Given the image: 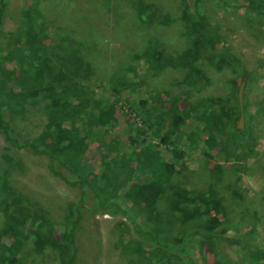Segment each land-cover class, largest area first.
Wrapping results in <instances>:
<instances>
[{"label":"rangeland","instance_id":"374dc122","mask_svg":"<svg viewBox=\"0 0 264 264\" xmlns=\"http://www.w3.org/2000/svg\"><path fill=\"white\" fill-rule=\"evenodd\" d=\"M184 1L205 14L224 51L208 53L199 45L183 21V0H40L44 28L33 25L24 29L23 41L17 38L15 46L0 40V56L13 48L36 60L42 55L51 79L72 77L82 94L95 100L109 96L112 78L125 75L135 89L127 93V101L125 93L115 99L108 130L125 143L131 136L124 131L126 126L136 123L138 127L137 109L131 103L140 97L159 95L191 106L216 103L214 133L199 139L211 158L183 150L185 157L176 164L175 175L153 209L145 211L136 201L118 198L128 212L127 219L107 215L90 199L86 201L82 232L75 239L76 264H244L243 259L245 264H264V14L246 8L264 0ZM24 10L23 0H7L3 31L17 28ZM60 37L78 43L67 62L45 49ZM164 58L189 63L151 67ZM39 75L41 71L23 82ZM13 78H0V86L11 93L18 91ZM240 87L243 121L237 130L245 128L249 137L238 148L234 146L238 141L231 144L228 137L239 118ZM29 95L22 114L8 111L0 96V113L19 142L39 138L51 150H64L67 142L46 116V107L56 98L47 90ZM151 137L146 146L156 144ZM92 146L85 155L86 166L96 175L102 173L103 161L101 152ZM37 163L28 152L10 149L0 136V190L17 194V200L0 203V246L11 245L23 264H59V252L46 240L45 227L33 226L40 215L44 222L62 224L74 196ZM132 172L112 169L108 183L111 188L125 187L138 176ZM217 229L224 231L223 241L218 243L198 234ZM136 230L149 232V240L139 238ZM155 234L161 241L166 238V247L153 242ZM18 236L20 241L14 242L13 237ZM231 240L238 241V251ZM156 246L162 249L153 259L149 253Z\"/></svg>","mask_w":264,"mask_h":264},{"label":"trees","instance_id":"16d2710c","mask_svg":"<svg viewBox=\"0 0 264 264\" xmlns=\"http://www.w3.org/2000/svg\"><path fill=\"white\" fill-rule=\"evenodd\" d=\"M39 1L23 0L25 10L17 28L12 32H5L2 26L7 0H0L1 41L8 46H15L17 38L23 41L24 29L33 25L44 28V17L38 7ZM198 1L194 0V4ZM182 5L183 21L187 28L196 35L204 51L208 53L224 51L226 48L221 45L209 27L205 14L187 6L184 0ZM246 8L260 15L264 14V3L247 5ZM74 45L77 46L78 43L60 37L53 40L45 49L49 53L51 50L55 53L54 55L66 61L74 51L78 50L74 48ZM36 56L38 57V53ZM188 63L186 59L164 58L163 61L154 63L151 67L156 66L161 69L167 65L187 66ZM45 68L42 55L36 60L30 53L21 54L19 48L5 52L0 56V78L8 79L12 75L18 91L11 93L1 85L0 96L3 99V106L8 111L22 114L23 102L31 92L47 90L51 96L56 98L55 103L46 107L47 119L49 124L57 128L59 136L67 142V147L61 151H54L41 144L39 138L19 142L13 128L1 113L0 136L10 149L24 150L36 157L37 165L46 175L53 182L64 183L74 196V203L68 209V214L64 217L62 224L44 222V216L40 215L41 217L33 227L34 229L39 225L45 227L44 233L47 237L43 232L40 234L57 247L60 256L59 264H76L78 250L75 239L76 235L82 232L81 219L82 212L86 209V201L90 199L101 212L107 215L127 219L129 218L128 212L120 206L118 198L127 202L136 201L145 211L153 209L156 202L161 199L165 186L168 184L167 181L175 175L176 164L182 161L186 151L198 152L206 159L211 158L200 147L199 139L213 135L212 124L216 119L215 110L217 108L216 103L212 101L191 106L177 103L175 99L160 98L159 95L140 97L131 103L137 109L135 113L138 117V127L136 123H129L126 126L124 131L131 136L128 138L129 142L125 143L121 141L122 138L117 135L112 136L108 131L115 99H121V93H125L124 100L127 101L129 99L127 93L135 89L133 83L125 75L112 78L108 83L109 96L95 100L82 94L79 83L74 82L72 77L68 80L65 76L62 80L51 79ZM37 71H41L39 77L31 78V81L27 83L23 82L26 79L29 81V76ZM230 131L228 141L231 144L238 141L234 145L238 148L241 147L246 136L249 137L245 128L237 130L233 126ZM150 133L154 134L153 138ZM150 137L151 140L155 139L156 144L146 146ZM91 145H93L91 149L96 147V150L101 152L99 157L103 161L102 173L96 175L88 172L86 166L85 155L89 152ZM115 168L128 172L133 171L132 173L138 176L132 178L125 187L111 188L107 180L108 173ZM119 192L120 195L116 196ZM7 199L17 200V194L0 190V203ZM52 233L57 234V238ZM136 234L143 240H149V232L143 234L136 230ZM198 234L204 240L210 239L218 243L219 240L223 241L224 231L217 229L200 231ZM94 238L95 245L99 249V237ZM20 239V236L13 237V241H20ZM151 239L156 245L166 247V238L161 241L155 234ZM231 244L232 248L238 251V241L231 240ZM158 246L154 252L149 253L153 259L158 257L160 253L158 249H162ZM237 254L239 256V253ZM0 256L2 264H23L11 245L0 246ZM242 263L245 264L246 260L243 259Z\"/></svg>","mask_w":264,"mask_h":264},{"label":"water","instance_id":"95a60500","mask_svg":"<svg viewBox=\"0 0 264 264\" xmlns=\"http://www.w3.org/2000/svg\"><path fill=\"white\" fill-rule=\"evenodd\" d=\"M240 94H241V87L238 90L237 93V99L239 102V118L237 120L236 128L241 129L242 128V121H243V113H242V108H241V103H240Z\"/></svg>","mask_w":264,"mask_h":264}]
</instances>
